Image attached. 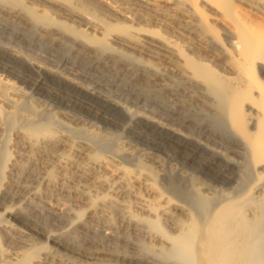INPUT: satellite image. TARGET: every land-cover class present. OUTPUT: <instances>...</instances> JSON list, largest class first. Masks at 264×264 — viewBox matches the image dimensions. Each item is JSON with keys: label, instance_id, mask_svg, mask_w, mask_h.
<instances>
[{"label": "bare ground", "instance_id": "bare-ground-1", "mask_svg": "<svg viewBox=\"0 0 264 264\" xmlns=\"http://www.w3.org/2000/svg\"><path fill=\"white\" fill-rule=\"evenodd\" d=\"M0 27L127 96L102 95L39 59L26 65L0 44V61L23 66L19 85L4 64L0 72V264H264V0H0ZM21 84L41 95L56 84L59 101L111 125L126 111L139 141L104 149L103 128ZM209 130L225 151L241 145L253 171L212 204L209 174L224 166L192 146H206L198 138L207 144ZM161 142L174 147L167 159Z\"/></svg>", "mask_w": 264, "mask_h": 264}, {"label": "rangeland", "instance_id": "rangeland-1", "mask_svg": "<svg viewBox=\"0 0 264 264\" xmlns=\"http://www.w3.org/2000/svg\"><path fill=\"white\" fill-rule=\"evenodd\" d=\"M13 33L10 30H6V29H2L0 27V44H3L4 46H9L14 48L15 50H17L19 52V54H23L24 57H26L22 62H24L26 65L28 64L27 61L29 60V58H35V59H39L41 62H45V65H48V67H50V69H52L54 72L56 73H60V74H64L66 73L68 75V78L70 79H75L76 81H81L83 84L89 85V87L94 88L96 91L100 92L102 95H109L111 98H115V97H120V99L124 98L126 99L127 96H125L124 92L126 91L122 86H116V85H108L106 83V81H102L101 83L95 82V77H93V75H89L92 74L91 72H88L86 74L83 75V71H80V69H76L75 67H72L71 62L69 63H62L60 61H56L52 59V52L46 48H43L33 42L30 41H26V43H22L19 42L17 39H15L13 37ZM27 55V56H26ZM23 63V64H24ZM73 63V62H72ZM6 66L8 71H11V80L12 81H16V83L19 85L20 83L17 80V76L19 74H21V68L23 69V66H20V64L16 65H12L11 63H6V61L4 62V60L1 59L0 61V72H1V68ZM24 64V65H25ZM29 65V64H28ZM20 67V68H19ZM35 78V76H34ZM24 84H21L20 87H24ZM51 88L53 89V93H49L47 95H41V93L37 92L36 90H33V87H27L25 86L23 91L31 96L32 98H37L43 102H45V104L49 105V106H54V107H59L64 109L67 112L73 113L76 116L85 119L87 122H89V124L91 125H95L99 128H103L104 133H102V135L106 138H108V140H103L98 142V144L104 148V149H112L113 147V142L114 140H116L117 138L120 137H125V139L127 140H132V141H139L138 137L136 136L135 133L133 132H129L128 131V127L130 125L133 124L132 120L130 117V114H128L126 111L122 110V120H119V124L117 125H111V123H107L104 122L103 120H97L95 118L89 117L87 114H85V111H81L82 109H79L76 106H72L70 103H62L61 101H59V95H57L55 97V94L58 93V91L61 88H58V85L56 84H52ZM120 91H124L122 94H119V90ZM63 90V89H62ZM60 90V91H62ZM118 90V91H117ZM66 93L65 91L59 92V94H63ZM64 95V94H63ZM26 101V105L28 106V99H25ZM132 102V103H131ZM134 99H132L130 101L129 106H131V110H134ZM142 103H140L139 106H141ZM148 108L150 110H156V112H158V114L162 115V117L166 118V119H173L175 116L171 115L168 110H166L165 108H160L157 107V104H155L154 102H149L148 104ZM26 106V107H27ZM29 107V106H28ZM215 128V124L214 127ZM211 129V128H210ZM193 130L192 127L188 128L186 127L185 131L188 133H192L191 131ZM210 130L207 132L209 133ZM107 135H106V134ZM211 133V132H210ZM213 134V133H211ZM195 136H197V134H194ZM214 137L213 140L212 138L210 140H208L207 144L204 141V139H200L198 138L201 142L205 143L206 146H202L196 143H193L192 146L194 145L196 147V149H200L199 153L203 154L202 157L211 159V161L218 163L219 165L224 166L223 169V175H214L215 171L213 172V170L210 171V176L212 177V184L216 187V192L212 194L213 200L210 201L211 204L214 203L216 201V198L220 197V195L222 193H230L235 189H242L243 187H245L247 185V183L249 182V180L251 179L253 174V171H250L251 169L249 168V164L246 161V158L244 156L243 150L241 145H235L236 143L234 142H227V146H232V148L228 149L227 151L224 143V140L219 139V137L217 138V132L213 134ZM212 135V136H213ZM219 136V135H218ZM216 137V138H215ZM106 138V139H107ZM242 139V138H241ZM212 140V141H211ZM143 144V142H141ZM168 142H161V149H160V154L164 157V158H169L170 155L173 153V146L168 143ZM141 144V145H142ZM232 144V145H231ZM143 147H150L149 145H147L146 143L143 144ZM167 145V146H166ZM106 147V148H105ZM198 147V148H197ZM165 148V149H164ZM167 148V149H166ZM233 149V150H232ZM221 152L225 158H229L232 162H228L225 160L224 156L222 157L221 154L219 153ZM177 158V157H176ZM176 162L178 160V166H182L183 163L180 162L182 161L180 159V156H178L177 159H175ZM187 167H193L191 164H186ZM189 170V172H192L194 174H198L197 171L195 170ZM201 173V171H200ZM263 177H261L260 179V185L264 186V175H262ZM204 177V176H203ZM207 177V176H206ZM209 177V176H208ZM178 192L181 194H186V196L190 197V193H189V189L185 190L184 188H178ZM191 191V190H190ZM189 193V194H188ZM25 209V212H28L33 219L39 223V225L43 226L44 228H48V229H54V230H58V231H63L64 229L59 225L58 222L53 221L52 219L48 218L46 215H44L43 213L32 209V208H23ZM32 209V210H31ZM48 222V223H47ZM55 222V223H54ZM58 228V229H57ZM70 238V239H69ZM68 239L75 245H84V241L82 239L81 234L76 233V232H68ZM97 248L101 249V250H106V251H111V252H115V253H120L119 249H115L114 246H110L107 244H98L96 245ZM119 250V251H118Z\"/></svg>", "mask_w": 264, "mask_h": 264}]
</instances>
